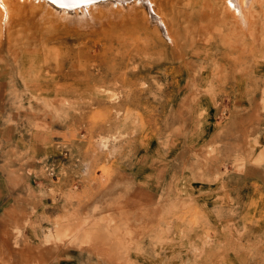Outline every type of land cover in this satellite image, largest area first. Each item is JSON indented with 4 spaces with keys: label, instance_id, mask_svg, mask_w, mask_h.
Instances as JSON below:
<instances>
[{
    "label": "rangeland",
    "instance_id": "374dc122",
    "mask_svg": "<svg viewBox=\"0 0 264 264\" xmlns=\"http://www.w3.org/2000/svg\"><path fill=\"white\" fill-rule=\"evenodd\" d=\"M222 1H8L0 264H264V0Z\"/></svg>",
    "mask_w": 264,
    "mask_h": 264
},
{
    "label": "bare ground",
    "instance_id": "6f19581e",
    "mask_svg": "<svg viewBox=\"0 0 264 264\" xmlns=\"http://www.w3.org/2000/svg\"><path fill=\"white\" fill-rule=\"evenodd\" d=\"M8 1L9 0H0V28L1 29L5 21L8 20L10 16L12 17L10 13H12L13 11L11 12V7ZM16 1L24 2L26 0H16ZM30 1L48 2V3H51L52 5L60 7L61 9L65 11H73V12L81 11L84 13L89 8H92L93 5L97 3V1H103V0H30ZM115 1L119 2L122 0H115ZM124 1L126 2L127 0H124ZM249 1L250 0H224V2L222 1V3H224L225 5L224 11H228L233 18L232 24H236L237 26L245 25V19H244L245 9Z\"/></svg>",
    "mask_w": 264,
    "mask_h": 264
},
{
    "label": "crops",
    "instance_id": "0c3cea01",
    "mask_svg": "<svg viewBox=\"0 0 264 264\" xmlns=\"http://www.w3.org/2000/svg\"><path fill=\"white\" fill-rule=\"evenodd\" d=\"M11 172L0 167V215L11 209L14 202L13 198H16L14 195H17L15 192L19 189L17 177Z\"/></svg>",
    "mask_w": 264,
    "mask_h": 264
}]
</instances>
